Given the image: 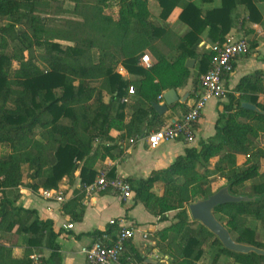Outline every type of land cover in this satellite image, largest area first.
Wrapping results in <instances>:
<instances>
[{
    "label": "trees",
    "instance_id": "1",
    "mask_svg": "<svg viewBox=\"0 0 264 264\" xmlns=\"http://www.w3.org/2000/svg\"><path fill=\"white\" fill-rule=\"evenodd\" d=\"M158 1L162 20H167L180 2ZM222 1V8L205 14L197 5H187L180 20L190 32L181 40L177 57L171 59L156 51L153 66L146 69L140 65L142 55L165 34L152 20L148 0H0V146L11 150L0 157V264H34L31 253L22 260L12 257L2 237L4 232L17 230L27 235L30 247L45 244L52 252L58 249L53 223L40 221L35 211L15 207L16 200L6 191L24 186L25 178L34 182L27 186L35 191L57 190L65 179L75 184L78 172L81 188L92 185L100 173L84 162L94 154V143L110 141L111 130L131 131L150 114L149 124L156 125L160 117L153 104L159 103L158 97L165 92L187 84L192 71L186 62L198 60L201 36L207 30L209 42L222 45L234 26L232 15L239 5L246 6L251 22L260 20L256 18L260 17L256 4L264 0ZM115 7L122 8L118 21L105 14ZM93 49L98 51L99 60L89 64L87 55ZM200 57L198 70L206 73L216 52L209 48ZM39 59L47 62V70L38 65ZM16 62L18 68L14 67ZM119 66L141 79L133 85L118 73ZM263 76L258 72L241 80L236 89L239 97L229 96L226 113L217 123V135L202 143L200 152L187 150L167 170L149 179L126 180L135 200L166 219L168 213L180 208L152 192L157 182L169 185L186 177L192 198H207L213 193L204 182L219 172L231 194L255 200L219 206L214 211L216 218L237 243L264 250L253 226L258 222L264 226V180L252 185L250 193H241L248 183L264 175L257 162L246 161L242 167L237 164V157L251 155L255 141L264 135V115L242 108L246 102L264 111L256 95L264 92ZM131 88H135L138 101L126 124L122 100ZM105 95L110 97L108 103L104 102ZM158 124L161 127L164 123ZM37 129H41L40 139ZM112 149L105 147L113 157ZM214 158H220V163L211 171L208 164ZM199 166L203 173L198 172ZM109 177L114 178L115 173L111 171ZM31 217L36 218L31 221ZM176 220L165 236L172 233L183 238V261L178 264L198 262L206 246L218 250L212 264H217L220 256L229 257L234 264H264V256L226 250L202 225L194 230L186 212H179ZM106 234L97 231L93 236L105 243L102 237Z\"/></svg>",
    "mask_w": 264,
    "mask_h": 264
},
{
    "label": "crops",
    "instance_id": "2",
    "mask_svg": "<svg viewBox=\"0 0 264 264\" xmlns=\"http://www.w3.org/2000/svg\"><path fill=\"white\" fill-rule=\"evenodd\" d=\"M189 4L197 5L205 14L208 11L222 8L223 1L180 0L170 17L167 20H162L160 17L162 9L159 1L148 0L152 20L165 30V34L158 39L155 46L159 47L161 53L171 59L177 57L181 40L190 32V27L180 20L181 13ZM256 7L260 14V17L256 16V18H260L256 22L249 20V11L245 5L237 6L233 12L234 26L226 36L225 41L229 37L235 39L245 38L250 45V51L236 61L235 71L233 75L227 78L225 83L226 95L222 99L211 100L206 105L202 117L195 127L196 139L192 144L169 142L152 149L148 146L146 137L149 133L181 119L194 104L200 91L199 79L204 74L198 70L200 56L204 51H208L210 47L219 45L209 42L207 38L208 30L201 36L198 47V60L189 59L195 62L194 69H190L192 71L191 78L183 88L176 90L180 102L163 116L158 115L160 118L157 121L163 122V126L160 127L158 122H156V125L149 124V120L153 117L150 114L144 121L137 122L131 131H128V129L111 130V140L104 143L95 142V152L85 160L84 164L99 173L103 169H108L109 172H114L115 176H120L125 180L149 179L154 173L167 170L180 156H184L187 150L194 149L200 152L202 143H207L217 135V123L220 115L226 113L224 108L230 103L229 96L239 97L236 89L241 80L258 72L264 74V2H258ZM121 10L122 8L115 7L107 9L105 14L118 21ZM96 55L98 62L99 53L97 50ZM14 67H19L17 62ZM117 71L133 85L141 79L139 76L130 75L122 66H119ZM197 79L198 81H196ZM256 95L259 102L264 105V92L260 91ZM126 97L129 98V102L125 104V123L128 124L131 121L138 99L135 94L129 95L128 93ZM182 99L187 100L181 103ZM109 101L110 97L105 95L104 102L108 103ZM163 102V100L159 101V103ZM183 105L185 106L183 107ZM38 139H40L39 136ZM109 146L113 147L110 151L113 157L105 151V147ZM262 148H264V144ZM10 152L11 150L8 147L0 146V157ZM201 169L204 172L202 167ZM198 170H200V167ZM79 176L80 173L78 172L75 184L65 179L61 182L59 189L54 190L64 194L65 202L63 203L45 199L41 195V191L45 189L33 190L27 185L34 182L27 178L24 179V186L6 191L11 200H16L15 207L35 211L40 221H51L53 230L58 235L56 241L58 249L55 252H52L45 244L30 247L27 244V235H13L11 249L14 259L22 260L27 253H31L32 256L40 257L44 264L49 262L51 264H88L82 251L96 241L93 233L97 231L108 233L102 237V240L105 244H111L116 240V236L121 229L119 225L111 224L112 220H116L118 223L123 221L121 226L132 227L136 230L134 239L126 246V257L132 263L178 264L183 261L181 257L183 238L172 233L165 236V231L174 223L169 215L166 216V219H163L161 216L152 214L142 203L137 202L135 197L125 202L110 190L89 194L87 187L81 188ZM162 183L161 181L157 182L152 192ZM35 218L31 217V221ZM70 225H73L72 229H69ZM144 235L148 236L147 239L144 238ZM211 251V249L205 248L201 259L194 264H212L218 250ZM232 261L227 256H220L217 264H234Z\"/></svg>",
    "mask_w": 264,
    "mask_h": 264
},
{
    "label": "built area",
    "instance_id": "3",
    "mask_svg": "<svg viewBox=\"0 0 264 264\" xmlns=\"http://www.w3.org/2000/svg\"><path fill=\"white\" fill-rule=\"evenodd\" d=\"M210 48L216 52V57L211 68L200 76V91L194 104L181 119L149 133L146 137V141L150 148L153 149L169 142L192 144L196 139L195 127L199 123L206 105L211 100L222 99L226 95L225 83L227 78L233 75L236 61L240 57L247 55L250 51V45L245 38L235 39L233 37L227 38L223 45H216ZM140 63L146 69L153 66L149 55H143ZM134 94L135 90L131 88L129 95ZM158 100L162 101L163 95L159 96ZM128 102V97L122 100L124 104ZM109 173L108 169L101 170L96 182L87 187V192L92 194L110 190L125 202L135 197L129 182L117 175L114 178H110ZM41 195L45 199L55 200L60 203L65 202L64 194L59 191L44 190L41 191ZM111 224L119 225L121 228L116 236V240L111 244L95 241L89 247L83 249L82 253L85 255L87 263L137 264L132 263L126 257V246L134 239L136 230L132 227L121 226L123 221L118 223L116 220H112ZM72 228L73 225H70L69 229ZM147 237V235H144L145 239H147ZM31 259L34 264H42L38 256H32Z\"/></svg>",
    "mask_w": 264,
    "mask_h": 264
},
{
    "label": "rangeland",
    "instance_id": "4",
    "mask_svg": "<svg viewBox=\"0 0 264 264\" xmlns=\"http://www.w3.org/2000/svg\"><path fill=\"white\" fill-rule=\"evenodd\" d=\"M156 51L161 52L159 47L154 46L151 51H145V53L143 55H149L151 60L153 61ZM87 61L89 64H94L95 62H97V55H96L95 49L91 50L88 53ZM38 65L43 70H47V62L45 60L39 59ZM196 81H198V79ZM58 92H60V91H58ZM40 133H41V129H37L36 130V136L37 137L40 136ZM263 144H264V135L260 136L255 141L254 150H253V153L251 155H244V156L237 157L238 166L242 167L246 161H251V162H255V163L257 162L260 166L261 175H264V148H262ZM211 161L208 164V166L211 169V171H214L220 163V158H214ZM198 172L203 173V170L201 169V167H200V170H198ZM221 175H223V174L216 172V173H214V175L210 176L208 178V180H206V182H204V184L206 183V185L209 186L208 189H210L209 191H211L212 193H215V192L219 191L220 189H222L223 187L228 186L227 185L228 182L225 179H223L221 177ZM263 180H264V176L254 180L253 182L248 183L247 189L242 190L241 193H243V192L250 193L251 192V186L254 184H258V183L262 182ZM190 189H191V186H189L187 178L186 177H180L174 181L172 180L169 185H165L164 183L160 184V186H158L153 193L157 197L164 198L169 205L180 208L179 210H176V211H173V212H170L167 214L172 218L174 223L177 222L176 215L179 212L184 211L188 215L189 222L194 223V224H192V228L194 230H197L200 228L201 224L199 222L193 221V219L190 215L189 207H190V205L194 204L201 197L192 198ZM248 224L251 225L252 223L249 221ZM253 226L256 228L257 240L260 242H264V226L260 222L253 223ZM16 231H13L12 233H5L4 232L2 234L4 241L7 243L6 244L7 247H9L10 249H11V243H12L13 235L16 234V235L22 236V234H19ZM186 235H188V234H186ZM208 244H209V242H207V245ZM206 248H207V246H206ZM11 251H12V249H11Z\"/></svg>",
    "mask_w": 264,
    "mask_h": 264
},
{
    "label": "water",
    "instance_id": "5",
    "mask_svg": "<svg viewBox=\"0 0 264 264\" xmlns=\"http://www.w3.org/2000/svg\"><path fill=\"white\" fill-rule=\"evenodd\" d=\"M194 66L195 62L193 60H188L186 62V67L188 69H194ZM186 100L187 99H182L181 103H184ZM163 101V103L153 104V108L159 116H163L169 110L174 109L177 103L180 102V98L176 90L171 89L163 94ZM242 108L256 112L259 115H264V111L250 103H243ZM253 200L255 199H251L248 196H236L231 194L229 187L226 186L207 198H199L194 204L190 205L189 211L193 221L199 222L210 233L217 237L226 250L237 254L247 255L254 253L258 256H264V250L262 249L237 243L229 230L216 218L214 214L215 209L219 206L248 203Z\"/></svg>",
    "mask_w": 264,
    "mask_h": 264
}]
</instances>
